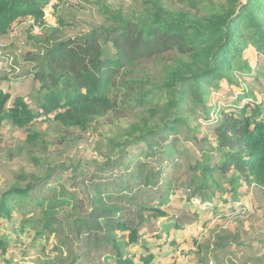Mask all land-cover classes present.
<instances>
[{"label": "trees", "instance_id": "obj_1", "mask_svg": "<svg viewBox=\"0 0 264 264\" xmlns=\"http://www.w3.org/2000/svg\"><path fill=\"white\" fill-rule=\"evenodd\" d=\"M51 1L0 0V41L22 19L42 25ZM96 3L103 16L98 26L74 37L45 29L44 37H26L18 47L11 64L16 71L0 74L9 75L0 76V128H27V150L44 142L31 130L37 118L85 131L111 112L126 111L135 117L118 157L95 162L90 171L85 159L54 166L29 151L34 170L16 175L22 182L15 179L0 193V221L17 215L20 232L55 235L57 264H152L146 238L169 239L171 246V230H184L196 217L184 210L168 214L178 191L211 204L217 193L234 201L249 193L239 188L251 193L264 186V100L249 85L264 82L254 66V53L264 55V0H134L126 10ZM156 70L164 88L177 89L160 107L142 86ZM28 75L38 91L35 109L22 92L12 99L4 84ZM217 90L226 102L209 106L207 97ZM159 112L162 123L151 127ZM63 207L67 214L59 212ZM138 243L139 253L132 246ZM0 253H6L4 239ZM196 253H204L202 246Z\"/></svg>", "mask_w": 264, "mask_h": 264}, {"label": "rangeland", "instance_id": "obj_2", "mask_svg": "<svg viewBox=\"0 0 264 264\" xmlns=\"http://www.w3.org/2000/svg\"><path fill=\"white\" fill-rule=\"evenodd\" d=\"M98 1L112 8L121 7L123 10L134 3V0H52L45 6L42 25H35L28 18L22 19L12 25L6 40L0 41V50H3V53L0 52V74L12 72L11 64L16 62L13 54H16L18 47L23 46V41L27 42L26 37H44L45 29H57L56 37H74L87 32L90 26H98L103 19L100 7L96 3ZM60 17L68 20V23L60 26L58 22ZM71 21L74 23H69ZM30 43L32 44L31 40ZM25 46L27 49L33 45ZM105 49L108 54L113 51L110 46ZM254 54L256 57L254 66H259L261 72H264V55ZM13 71H16V68H13ZM32 76L28 75L18 80L10 79L4 84L6 89L10 90L12 99L22 92L27 103L35 109L37 105L34 99L38 91L37 88L33 89ZM243 78L247 79L248 75ZM246 82L243 83L244 86L247 85ZM249 85L251 89L261 92L260 98L264 100V82L250 81ZM142 86L145 94L159 107L177 96V89H166L162 86L159 70L143 78ZM224 95L222 90L210 91L207 104L209 106L214 102L218 105L224 104L226 102ZM134 117L133 113L126 111L122 114L111 112L99 118L85 131L78 128L66 129L51 118L40 117L33 121L31 130L42 133L44 142L34 143L27 150H23L22 147L25 144L27 128L18 130L8 124L1 127L0 193L14 183L17 179L16 175L25 176L34 170L28 156L29 151H31L30 155H39L43 157V161H49L48 165L54 166H69L79 158L85 159L90 161V171L95 162L98 164L112 162L118 157L120 144L125 138L123 133L129 129L128 124ZM163 119L162 113L159 112L150 121L151 127L162 123ZM88 171L89 169L86 173ZM22 178L17 179L19 183L22 182ZM68 184L69 182L66 183L67 188H69ZM224 186L229 187L225 181ZM239 190H247L246 193H249L245 196L238 193L239 199L234 201L230 194L217 193L211 204H204L197 197L189 200L180 191L177 196H171V207H165L168 214H179L184 210L189 214H196V217L190 226H185L184 230H171L175 238V243L171 246L168 244L169 239L165 243V240L157 242L153 237L146 238L152 241L150 244L154 256L152 264H245L246 261H249V264H262L264 262V186L258 187L251 193L244 186ZM223 198L227 202L223 203ZM15 210H19L16 204L13 205V214ZM64 211H66L65 207L59 210L61 214L66 213ZM70 212L76 214L79 212L78 207L70 206ZM36 213H39V210ZM11 219L7 221L2 218L0 221V239L6 241V253L0 255H7L8 261L12 260L10 264H57L60 261V252L54 251V244L58 242L55 235L36 238L34 232L28 229L21 232L16 229L21 222L17 215H13ZM158 225L162 227L161 224ZM159 243L161 245H158ZM139 245L140 243L132 245L135 246L137 253L143 250ZM198 245L202 246L203 254L196 253Z\"/></svg>", "mask_w": 264, "mask_h": 264}, {"label": "crops", "instance_id": "obj_3", "mask_svg": "<svg viewBox=\"0 0 264 264\" xmlns=\"http://www.w3.org/2000/svg\"><path fill=\"white\" fill-rule=\"evenodd\" d=\"M12 262L8 261V256L7 255H0V264H10ZM245 264H249V261H246Z\"/></svg>", "mask_w": 264, "mask_h": 264}]
</instances>
